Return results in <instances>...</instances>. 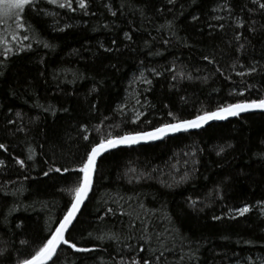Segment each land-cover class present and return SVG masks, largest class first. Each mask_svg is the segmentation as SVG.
Instances as JSON below:
<instances>
[{"label":"trees","instance_id":"16d2710c","mask_svg":"<svg viewBox=\"0 0 264 264\" xmlns=\"http://www.w3.org/2000/svg\"><path fill=\"white\" fill-rule=\"evenodd\" d=\"M223 2L88 0L85 14L77 0L75 12L39 0L22 13L24 29L17 27L16 19L5 18L0 24V143L8 150L0 149V160L5 161L0 166V241L7 242L11 255L0 258V264L27 256L62 219L70 199L62 189L74 187L78 175L45 176L49 167L74 169L101 136L171 122L169 110L189 119L202 109L264 95V14L252 0H229L228 17L218 10ZM193 15L199 20L193 21ZM217 16L225 19L217 21ZM236 17L245 21L243 28H237ZM251 21L257 22L255 34L248 31ZM218 23H224V29L208 26ZM125 32L132 35L131 41ZM237 32L250 41L245 51H238ZM25 35L28 40H23ZM101 43L113 51L105 52ZM18 44L32 47L3 56L5 47L16 53ZM253 61H259L258 72L237 74ZM141 72L151 85L139 79ZM247 85L252 87L244 91ZM138 113L143 115L137 121ZM221 146L226 150L218 156ZM17 158L25 160V167L16 164ZM185 172L188 180L176 183ZM258 200H264V112L116 148L99 161L93 191L68 237L78 247L95 250L79 253L63 245L55 264H120L121 258L124 264L133 259L141 264L145 259L152 264H262L264 213L259 206L246 217L225 215ZM14 204L19 211L5 224L4 216ZM107 208L113 212L105 215ZM21 221L23 227L16 228ZM111 235L118 239L108 238ZM21 240L29 243L21 245ZM190 249L194 259L189 258Z\"/></svg>","mask_w":264,"mask_h":264},{"label":"snow or ice","instance_id":"6c2138e0","mask_svg":"<svg viewBox=\"0 0 264 264\" xmlns=\"http://www.w3.org/2000/svg\"><path fill=\"white\" fill-rule=\"evenodd\" d=\"M39 0H0V24H3L6 22L5 18L9 19H16L17 20V27L20 29L25 28V23L19 22L22 19V13L24 12L25 8L32 9ZM50 4H57L59 8H67L73 12L77 11V8L73 7V0H48ZM78 3V9L85 14L87 13V9L89 7L88 0H77ZM169 4H174L175 0H168ZM252 3L254 6H256V11L260 12L261 14H264V0H252ZM106 7L111 11V5H106ZM123 7V6H121ZM218 10H223L228 13V17H232V8L229 3V0H224V2L220 5H218ZM249 12H252V9L248 10ZM115 11H111L112 16H116ZM217 21H221L225 19L224 17L217 16L215 17ZM193 21H198L199 17L193 15L192 16ZM256 21H251L248 26V31L250 34H255L258 29L256 28ZM169 26H172V22H168ZM245 25V21L242 18L236 17V26L237 28H243ZM210 28L219 27L221 30L224 29L225 25L224 23H218V25L213 26L211 24L208 25ZM70 27V26H68ZM107 27V25H105ZM262 28H264V25H261ZM124 36L127 40H132V35L129 32H125ZM243 34L240 32H237L234 36V40L238 43V51H245V45H250V41H248L247 37H243V42H240L242 40ZM13 40H16L17 38L15 36L12 37ZM29 37L27 35L23 36V40H28ZM38 43H42L45 48L54 47V45H50L49 43L45 41H37ZM165 44L168 43L167 40L164 41ZM112 44L115 45L116 41L112 40ZM32 47L31 44H18L17 52L14 53L12 48L5 47V51L3 52V56L7 58L10 55H16L18 52H23L26 49H30ZM100 48L104 49L105 52H112L113 48L111 47H105L104 44H100ZM203 59L206 61H209L210 63L214 62L210 60L209 56H203ZM4 61L0 60V64H3ZM41 63H43V60H41ZM111 67L115 68V65H112ZM241 68H244L245 66L243 64H240ZM175 66L173 65V69ZM260 70L259 61H253L247 68H245V71H241L237 73L239 76L243 77L245 75H252ZM155 75H161V73L156 72L155 69L152 70ZM3 71H0V76H3ZM180 78H184L185 73L179 72L178 73ZM139 79L146 83L151 85L152 81L145 78L144 73L141 72ZM188 79H191V76H188ZM206 79V78H205ZM172 80H177V75L172 76ZM74 82V81H73ZM102 83V81H101ZM251 85H247L244 89V91H248L251 89ZM93 92L98 91L97 88L93 87ZM244 93L241 92L239 95H243ZM139 103V101H137ZM95 107V105H93ZM122 108L125 106H121ZM167 107V105H165ZM55 111L54 109H45V111ZM259 110L261 112H264V95L259 96L257 99H251V100H240L235 103H228V104H222L218 105L214 110L208 111V110H200L197 113H195L191 118L189 119H181L179 118L175 113H173L171 110L167 112V116L171 117V122H165L158 126H155L147 131H137V132H125L123 135L112 137L108 136L107 138L101 136L98 140V142L91 144V146L86 150L84 157L82 158L79 165L74 169H69L67 167H49L46 172L43 174L45 176H48L49 173H68V172H76L78 175V179L75 181V186L68 189H62V191H66L70 199L68 201V205L66 206V211L62 215V219H60L57 222V226H55L53 229L49 230V233L47 236L44 237V239L40 242V244L27 256L21 257L16 256L14 260V264H48L49 261H52V264H55L54 257H57L58 249L61 245H67L69 248L74 249L76 252L79 253H87L92 252L95 249L93 248H83L78 247L76 242H73L72 239L68 238L70 237V228L73 226V222L77 220V216L79 213H81L82 206L85 204V201L89 197V193L93 188L94 184V177L98 171V158L102 157L103 154L109 152L112 149H115L119 146L126 145H134L138 144L141 141H156V140H162L165 137L169 136L170 134H176L180 132H189L193 129H201L204 128L206 125L211 126L210 122L212 121H219V120H227L230 117H240L242 113L250 112V111H256ZM64 111H67V109H64ZM17 116H20V113H16ZM143 115V113L137 114V121L139 120L140 116ZM149 124H151V121H148ZM9 124H15V121L9 120ZM84 130H87V126H83ZM18 131L21 129H17ZM99 131V129H97ZM84 140H88L89 137L87 135H83L82 137ZM227 148H232L231 144L227 145ZM0 149H3L4 151H7V146L5 144L0 143ZM199 150V149H198ZM225 147L221 146L219 148V151L216 153V155H221V153L225 152ZM29 152L32 153L33 150L29 149ZM187 155V154H186ZM193 156L196 155L195 152L192 153ZM28 159H33V155H29ZM16 164H18L20 167H25V160L23 159H16ZM194 163H198V161H195ZM5 164V161L0 160V166H3ZM141 177H137V179H140ZM189 176L188 173L185 172L183 176H181L179 181H176V183H182L186 182L188 180ZM171 187L172 185H168ZM223 199L222 195L220 197ZM196 201H192L190 199V206L195 207ZM259 206V211L261 213H264V200H258L255 204H248L245 203L243 206H239L236 208H231L228 210V212L225 214L228 219H236L237 217H246L247 214L252 212L254 208H257ZM20 206L17 204L12 205L7 212V215L4 216V223H8V217L12 215V213L19 211ZM112 208H107L105 215L108 213H112ZM224 216H213L212 219L214 220H221ZM103 219V217H101ZM16 228H22L23 222L17 223L15 225ZM264 231V230H262ZM108 238L110 239H118L115 235H111ZM98 239H105L104 236L98 237ZM145 240L149 239L148 237H144ZM21 245H27L29 241L27 240H21L19 242ZM128 247H131L130 245ZM140 252L144 251V248L141 247L139 249ZM191 252L190 259L195 258V252L191 249L189 250ZM163 253H161L162 255ZM10 250L7 246V242L0 241V258H9L10 257ZM183 259V257H181ZM154 259L156 261L160 260V256H155ZM120 264H124L123 258H121ZM130 264H141V261L139 259H133ZM143 264H152L151 260L145 259L143 261Z\"/></svg>","mask_w":264,"mask_h":264},{"label":"water","instance_id":"95a60500","mask_svg":"<svg viewBox=\"0 0 264 264\" xmlns=\"http://www.w3.org/2000/svg\"><path fill=\"white\" fill-rule=\"evenodd\" d=\"M250 112H261V111L256 110V111H250ZM246 113H247V112H246ZM242 114H244V113H242ZM232 118H235V117H230L229 119H232ZM227 120H228V119H227ZM223 121H226V120L212 121V122H210V124H212V123H216V122H223ZM206 126H207V125H206ZM206 126H205V127H206ZM205 127H204V128H205ZM201 129H203V128H201ZM195 130H199V129H193V130H190V131H195ZM180 133H184V132H180ZM180 133H176V134H180ZM176 134H170L169 136L176 135ZM169 136H167V137H169ZM165 138H166V137H165ZM156 141H160V140H156ZM156 141H147V142H145V141H141V142L138 143V144H134V145H130V146L122 145V146H119V147H117V148H120V147H131V146H136V145H140V144H147V143L156 142ZM115 149H116V148H115ZM112 150H114V149H112ZM112 150H110V151H112ZM110 151H109V152H110ZM107 153H108V152H107ZM107 153H105V154H107ZM105 154H103L102 157H103ZM102 157L98 158V165H99V161L101 160ZM98 165H97V167H98ZM96 174H97V173H96ZM95 178H96V175H95V177H94V182H95ZM93 188H94V184H93ZM93 188H92V190H91L90 193H89V197H90V195H91V193H92V191H93ZM89 197H88V199H89ZM88 199L85 201V204L87 203ZM85 204L82 206L81 212H82V210H83ZM80 214H81V213L78 214L77 219H78V217H79ZM76 221H77V220H75V221L73 222V225L75 224ZM72 227H73V226H71V228H72ZM71 228H70V230H71ZM62 246H63V245L60 246V248L58 249V252H59V250L61 249ZM57 254H58V253H57ZM54 258H55V257H54ZM54 258H53V259H54ZM51 262H52V261H49L48 264L51 263Z\"/></svg>","mask_w":264,"mask_h":264},{"label":"rangeland","instance_id":"374dc122","mask_svg":"<svg viewBox=\"0 0 264 264\" xmlns=\"http://www.w3.org/2000/svg\"><path fill=\"white\" fill-rule=\"evenodd\" d=\"M262 264H264V262L262 261Z\"/></svg>","mask_w":264,"mask_h":264}]
</instances>
